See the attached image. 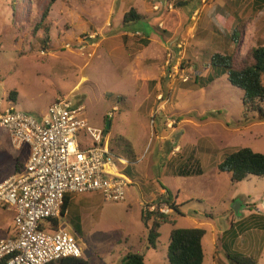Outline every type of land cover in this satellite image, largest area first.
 Segmentation results:
<instances>
[{
  "label": "rangeland",
  "instance_id": "1",
  "mask_svg": "<svg viewBox=\"0 0 264 264\" xmlns=\"http://www.w3.org/2000/svg\"><path fill=\"white\" fill-rule=\"evenodd\" d=\"M49 1L0 0V76L21 95L14 108L37 117L58 97H68L82 107L80 113L90 126L110 132L113 146L119 129L117 116L110 119L111 128L106 127L111 107L128 109L124 104L132 98L126 94L138 88L167 91L163 117L167 144L188 162L200 157L201 173L188 177L177 201L187 197V191L207 197L200 196L201 204L181 206V214H166L172 222L159 228V241L152 249L147 248L140 209L155 200L142 205L136 186H128L120 202L106 200L98 192L74 195L80 232L71 228L81 259L87 264H120L124 253L132 250L143 254L145 264H168L170 230L197 227L191 218L193 206L196 211L206 210L210 215L203 217L224 232L217 248L224 263L219 264H235L226 252L264 264V178L229 181L226 190L218 192L213 181L214 165L221 160L218 155L239 147L264 154V116L257 111L245 115L242 90L229 83L224 69L208 63L213 53L230 54L238 63L250 48L264 45V0H55L40 23ZM130 8L144 17L123 27L122 16ZM144 33L151 40L147 48L152 53L141 44ZM89 34L95 37L80 49L78 40L88 39ZM2 99L0 106L5 107ZM155 105L151 118L158 112ZM261 106L264 112V102ZM203 142L209 150L198 153ZM26 149L23 144L17 150L7 131L0 129V181L15 172L17 156L24 161ZM222 193L232 200L220 198ZM71 219L65 217L70 224ZM10 221L11 212L0 205V237L7 235ZM203 227L207 229L203 264H213L212 233L209 226Z\"/></svg>",
  "mask_w": 264,
  "mask_h": 264
},
{
  "label": "built area",
  "instance_id": "2",
  "mask_svg": "<svg viewBox=\"0 0 264 264\" xmlns=\"http://www.w3.org/2000/svg\"><path fill=\"white\" fill-rule=\"evenodd\" d=\"M94 37L78 40L79 48ZM156 99L162 100L163 94L159 92ZM81 109L68 97L52 101L39 118L11 106L0 109V128L7 131L11 144L29 146L23 166L0 182V205L13 212L11 235L0 238V264H52L82 257L71 228L57 222L67 193L98 192L109 201L124 200L129 180L105 145L103 130L90 126ZM80 133L85 135L83 145ZM146 209L172 212L163 199Z\"/></svg>",
  "mask_w": 264,
  "mask_h": 264
},
{
  "label": "crops",
  "instance_id": "3",
  "mask_svg": "<svg viewBox=\"0 0 264 264\" xmlns=\"http://www.w3.org/2000/svg\"><path fill=\"white\" fill-rule=\"evenodd\" d=\"M123 27L126 26L123 25ZM144 35L148 37L147 45H143L144 48H147L150 46L151 40L149 39L148 35H146L145 33ZM146 51L148 53L153 52V51H149L148 48ZM152 90L153 89L138 88L137 90L131 91V93L128 92L126 94L128 97L132 98L127 102H125L124 104V106L128 107V109H125V111L123 109L119 110L122 111L123 113L122 116H119L120 112L118 111L117 108V110L115 111L117 113L116 114L114 113L115 115H113L114 117L117 116L116 125L117 128L119 129V135H117L118 133H116L117 138H115L117 143L116 145L113 144V146L115 147L110 145L111 138L109 131L103 133V141L107 146L108 150L110 151V153L114 156L119 170L128 178L129 180L128 186H136L140 191L142 205L145 200H155L156 202H158L160 199H163L167 201V197L169 196H170V200L178 205L183 204L182 206H184V205L192 204L194 202L201 204L200 196H204L205 199L207 197L205 195H201L199 191H187L188 194L187 197H183L179 201H177L179 194L181 193L182 187L185 188V185L183 184H185V182L189 180L188 177H192L193 173H199V172L201 173L200 163H199L200 157L199 155L197 157H193L191 162H188L187 158L183 156L184 154L180 155L182 153L179 154L172 153L171 151L172 144H167V129L164 128L163 126V117L164 114L167 113V91L162 92L160 90H156L157 92L156 93L153 92L154 90L153 91ZM10 91L15 92V94L12 95V97L15 99L14 103H11L8 100V94ZM159 92H161L162 94L164 93L162 100L156 99V95ZM20 96L21 95H19L16 87L13 86L12 88H8L5 85L3 78L0 76V101L3 100L2 99L3 97L6 102L5 107L0 106V109L7 108L9 106L14 108L18 100L22 99ZM153 105L156 106V107L154 106V108H157L158 112L155 115L152 114L153 117L151 118L149 117V113ZM115 107L116 106L113 105L110 110H112ZM43 114L39 113L37 118H39ZM111 118L107 120L109 121V126L107 129H110L112 126V122L110 120ZM131 128L133 130L129 134ZM131 136H132V141L129 140ZM79 141L83 145L85 141L84 134L80 133ZM22 146L16 149L19 150L22 148ZM26 147L28 148V150L26 149V153L24 155V161L22 162L18 161L20 156H17L16 159L17 161H15V164L18 166V168H21L28 158L29 146L26 145ZM208 150H209V146L204 142L200 147H198V153L199 152L207 153ZM222 156L223 154L218 155L220 159L222 158ZM157 158L158 160H156ZM218 163L219 162L215 163L214 165L216 167V170L214 171L215 178L213 180L215 182L214 188L217 192L220 189L226 190L225 184L229 183L230 181L228 174L218 171L217 169ZM190 165H192L193 168H191ZM181 166L183 167L182 170H180ZM14 170H15V165H14ZM12 174L13 173L7 175L2 180L11 176ZM160 177L163 178V181L160 180ZM172 177L176 178L175 182L171 181L170 178ZM66 195L68 196V203L65 209L63 210L62 218L57 220V222H63L71 228L70 223H68L65 220V217L68 216L70 219L72 217L74 219L76 218L77 216L75 213L76 209L72 205V200H73V196L77 194L67 193ZM172 197L174 200L172 199ZM220 198H224L225 200L228 201L232 200V197L229 196L227 197L226 193L224 194L222 193ZM180 207L179 210L181 214ZM191 209L193 210V214H194V216H192L191 218L194 220V222H196L195 223L196 225L193 226L201 227L203 229H205L203 226H209V230L212 233L213 244H214L213 252L215 254V256H212L213 264L224 263V261L221 262L217 251L218 241L220 238H223L224 232H221L219 229L216 228V226L213 223L205 219L207 215H210L209 213L206 212V210L196 211L194 210L193 206L191 207ZM6 210L8 212H11V221H10L8 233L4 237H8L11 235L12 217H13V212L8 209ZM77 219L79 220L78 216ZM231 222H233V220H231ZM206 232L207 229H205V235ZM220 232L222 235L220 237H217L216 234ZM4 237H0V238H4ZM203 238H202V245H203ZM221 246L224 245L221 244ZM53 264H58V262L56 263L54 262Z\"/></svg>",
  "mask_w": 264,
  "mask_h": 264
},
{
  "label": "trees",
  "instance_id": "4",
  "mask_svg": "<svg viewBox=\"0 0 264 264\" xmlns=\"http://www.w3.org/2000/svg\"><path fill=\"white\" fill-rule=\"evenodd\" d=\"M54 1L50 0L43 9L39 20L40 23L48 16L50 6ZM143 17L134 8H130L122 16V24L128 26L143 19ZM43 26L47 32L48 27L46 24ZM147 43L148 37L141 40L142 45H147ZM208 63L211 68L215 66L224 69L229 83L242 90L241 101L245 115L247 112L257 111L260 115L264 116L261 106L264 102V83L262 81L264 74V45H257L250 48L245 57L238 63H234L232 55L220 53L211 54ZM207 79H211V74L207 75ZM14 94V91H10L8 94V100L11 103L15 102V99L12 97ZM217 169L219 172L228 174L231 183L239 182L249 176L264 178V154L255 152L248 147H239L226 152L217 164ZM15 170H19L16 164ZM67 203L68 196L65 195L60 211L61 214H63ZM167 203L171 207L172 212L180 214L179 207L183 204H175L170 200V196L167 197ZM146 207L147 204L140 210V220L146 228L147 248L155 249L160 236L159 228L166 222L172 221L168 215L159 213L158 211H148ZM70 222L75 232H80V220L73 218ZM53 223H56L55 219ZM204 235L205 229L201 227H173L170 230L166 248L167 263L203 264L205 253L202 238ZM226 257L235 264H257V261L251 256L226 252ZM57 262L58 264H87L85 260L79 258H65ZM120 264H145L144 256L139 252L127 250L122 256Z\"/></svg>",
  "mask_w": 264,
  "mask_h": 264
},
{
  "label": "water",
  "instance_id": "5",
  "mask_svg": "<svg viewBox=\"0 0 264 264\" xmlns=\"http://www.w3.org/2000/svg\"><path fill=\"white\" fill-rule=\"evenodd\" d=\"M108 126H109V121L106 122V127L108 128Z\"/></svg>",
  "mask_w": 264,
  "mask_h": 264
}]
</instances>
